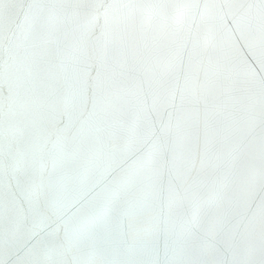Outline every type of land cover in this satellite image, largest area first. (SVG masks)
<instances>
[{
	"label": "water",
	"instance_id": "water-1",
	"mask_svg": "<svg viewBox=\"0 0 264 264\" xmlns=\"http://www.w3.org/2000/svg\"><path fill=\"white\" fill-rule=\"evenodd\" d=\"M216 2L241 5L225 8L220 22L239 72L222 161L202 169L209 105L194 99L186 110L200 123L190 150L169 134L155 193L126 188L122 201L142 205L124 203L104 216L100 194L163 135L137 58L155 36L180 27L184 0H0V264H264V21L260 0ZM102 51L135 69L151 128L133 109L102 132L82 129L91 104L64 105L63 81L45 76L61 60L69 72L83 69L91 96ZM183 101L177 89L168 110L175 115Z\"/></svg>",
	"mask_w": 264,
	"mask_h": 264
},
{
	"label": "snow or ice",
	"instance_id": "snow-or-ice-1",
	"mask_svg": "<svg viewBox=\"0 0 264 264\" xmlns=\"http://www.w3.org/2000/svg\"><path fill=\"white\" fill-rule=\"evenodd\" d=\"M240 6L235 3L220 4L216 0H206L203 5L200 0H184L179 5L180 27L169 34L155 36L148 55L137 58V64L146 75L145 84L153 89L152 108L158 113L163 135L152 139L133 171L115 180L100 194L98 205L104 216L124 203L129 207L142 205L139 200L122 201L121 193L126 188L138 192L150 189L155 193L159 153L167 143L169 134L179 137L186 149L190 150L193 143L191 129L200 123L199 114L186 110V105L194 99H203L209 105L205 117L208 138L201 160L202 169H215L222 161V149L228 147L223 134L229 124V93L237 82L239 72L229 34L223 31L220 22L225 8ZM255 7L264 21V0H260ZM197 10L200 12L198 21L195 17ZM185 50L189 57L187 63L184 59ZM101 59V70L93 78L91 96L83 69L74 68L69 72L61 60L56 71L48 73L45 70V76L47 79L63 81L64 105L83 110L91 104V109L80 121L82 129L102 132L115 117L133 109L131 114L140 120L141 126L144 129L151 128L152 121L145 115V86L134 82L132 73L135 69L126 60L105 59L103 51ZM201 71L204 79L200 78ZM177 89H182L184 101L174 105V115L168 108L172 106L170 101L175 99ZM261 97L264 98V83L261 84ZM218 144L221 149L213 151ZM149 208L154 212V201L149 204ZM170 208L175 214L179 205L173 202Z\"/></svg>",
	"mask_w": 264,
	"mask_h": 264
}]
</instances>
